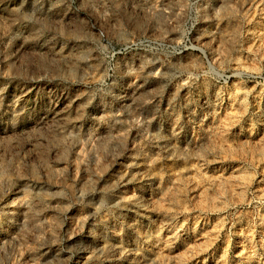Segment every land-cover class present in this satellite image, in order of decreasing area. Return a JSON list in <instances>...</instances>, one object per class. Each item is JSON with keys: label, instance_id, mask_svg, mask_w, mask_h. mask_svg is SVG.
<instances>
[{"label": "rangeland", "instance_id": "rangeland-1", "mask_svg": "<svg viewBox=\"0 0 264 264\" xmlns=\"http://www.w3.org/2000/svg\"><path fill=\"white\" fill-rule=\"evenodd\" d=\"M0 264H264V0H0Z\"/></svg>", "mask_w": 264, "mask_h": 264}]
</instances>
